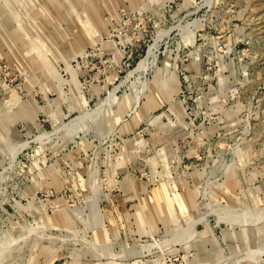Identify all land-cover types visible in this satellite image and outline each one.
I'll use <instances>...</instances> for the list:
<instances>
[{
	"label": "rangeland",
	"instance_id": "374dc122",
	"mask_svg": "<svg viewBox=\"0 0 264 264\" xmlns=\"http://www.w3.org/2000/svg\"><path fill=\"white\" fill-rule=\"evenodd\" d=\"M0 264H264V0H0Z\"/></svg>",
	"mask_w": 264,
	"mask_h": 264
},
{
	"label": "bare ground",
	"instance_id": "6f19581e",
	"mask_svg": "<svg viewBox=\"0 0 264 264\" xmlns=\"http://www.w3.org/2000/svg\"><path fill=\"white\" fill-rule=\"evenodd\" d=\"M150 48H151V46H150ZM149 48V50H148V52H147V55L144 57V58H142L137 64H136V66L133 68V71H136V70H139V69H141V68H143V67H145L146 65V61H148V54H149V52H151V49Z\"/></svg>",
	"mask_w": 264,
	"mask_h": 264
}]
</instances>
